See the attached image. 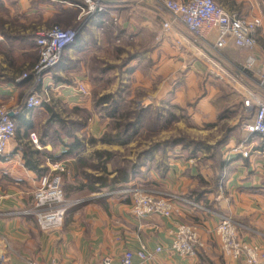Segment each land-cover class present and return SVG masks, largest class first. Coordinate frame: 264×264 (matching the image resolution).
<instances>
[{"label": "crops", "instance_id": "1", "mask_svg": "<svg viewBox=\"0 0 264 264\" xmlns=\"http://www.w3.org/2000/svg\"><path fill=\"white\" fill-rule=\"evenodd\" d=\"M214 1L229 14L260 18L251 53L257 68L263 71L264 0ZM99 2L103 10L83 14V0H0V106L13 112L15 124L13 137L0 154V264H50L53 260L58 264H100L105 256L118 261L124 251H135L141 245L150 252L162 248L142 264H244L242 257L229 263L218 254L215 227L223 214L242 227V241L263 254L264 171L256 166H264V140L248 138L240 128L235 138L229 136L226 146L243 143L248 155L223 154L218 161L196 160L195 153L188 157L177 153L168 158L165 153L161 164V153L154 149L145 157L138 174L131 176L125 170L126 181L120 182L118 169L111 168L108 161L103 163L100 155L103 142L115 144L113 140H102L103 123L98 117L88 127L83 125L96 151L84 152L79 134L69 136L59 129L62 120L57 112L62 108L90 109L91 98L77 91L79 84L100 89L112 78L115 82L111 87L118 89V95L143 89L148 98L142 107L150 106L152 97L156 103L153 106L161 109L168 70L175 73L187 69L193 77L202 79L207 74L217 82L202 64L203 56L218 60L243 85L256 89L249 73L236 72L248 51L234 46L231 40L215 51L214 32L204 41L174 25L185 38L177 42L172 31L162 33L161 22L168 16L164 9L142 0ZM57 17L66 28L75 30L73 43L64 49L59 64L41 83L34 84L31 74L16 81L37 61L34 30L40 24L55 23ZM102 52L121 53L122 59L107 61L114 67L106 66ZM32 87L45 91L48 100L27 110L25 100ZM236 95L241 121L244 108L241 96ZM206 102L207 96L199 100L207 108ZM32 132L36 144L30 137ZM56 157L67 163L62 176L64 196L73 194L71 197L79 200L71 204L59 228L42 230L27 210L33 207V193L51 172ZM103 176L110 178L106 187L116 189L107 197L99 193ZM131 186L171 194V216L133 217L130 194L123 191ZM180 223L194 225L200 234L204 246L196 257H184L169 249Z\"/></svg>", "mask_w": 264, "mask_h": 264}, {"label": "built area", "instance_id": "2", "mask_svg": "<svg viewBox=\"0 0 264 264\" xmlns=\"http://www.w3.org/2000/svg\"><path fill=\"white\" fill-rule=\"evenodd\" d=\"M100 0H83L84 7L81 8L83 14H91L95 11L103 10ZM152 3L155 8L164 9L167 18L161 22L162 33L172 31L177 37V42L184 41V36L178 32L174 25L184 27L190 34L202 40H206L210 32L215 33V41L212 48L215 51L222 49L231 40L234 46L246 49V55L241 68L236 71L239 74L245 72L252 77L256 89L246 87L240 79L227 71L222 64L211 57L203 56L201 62L208 68L214 76L226 81L242 98L244 108L240 128L248 138L258 137L264 140V70L261 71L256 66V58L251 53L256 40L255 34L261 25L258 17H240L227 13L214 0H142ZM76 32L71 28H61L52 26L49 29H39L34 32V43L37 48L38 58L32 65L29 73H23L16 81L24 79L29 74L32 76L34 84L41 83L45 76L49 77L61 59L64 49L71 45L75 39ZM77 91L88 96L89 91L79 84ZM48 100L45 91H37L34 87L29 91L24 107L33 110L42 106ZM4 108V107H3ZM0 108V154L12 139L15 132V124L11 111ZM32 141L36 144L35 133H30ZM239 143L230 147L226 156L240 154L243 157L248 155L244 147ZM65 161V160H64ZM63 161L54 160L51 172L45 177L42 184L34 191V204L28 214H33L42 230H52L59 228L66 213L64 194L61 188V179L55 171L63 170ZM122 191V190H121ZM130 194V212L133 217L141 219L150 215H158L168 218L172 214L173 196L169 193L147 192L136 186H131L123 190ZM238 223L229 215H219V221L215 227V235L219 243V249L224 257L237 260L243 258L244 264H264V253L256 246L249 245L240 239L238 233ZM202 239L194 225L178 224L172 234L170 251L184 257H196L202 248ZM161 247L150 252L144 245L137 250H126L118 261L105 256L100 264H142L149 260L153 253L160 252ZM137 258V261H135ZM1 260V256H0ZM31 264H39L31 262ZM50 264H58L53 260Z\"/></svg>", "mask_w": 264, "mask_h": 264}, {"label": "rangeland", "instance_id": "3", "mask_svg": "<svg viewBox=\"0 0 264 264\" xmlns=\"http://www.w3.org/2000/svg\"><path fill=\"white\" fill-rule=\"evenodd\" d=\"M46 24L48 23L40 24L34 32L39 29H49L52 26L66 28L64 21L58 17L55 23ZM101 57L102 63L114 67L113 62L109 64L107 61L117 60L122 55L115 52L112 54L102 52ZM237 68H241V66L238 65ZM206 69L208 74H211L207 67ZM187 71V69H182L171 73L168 70L165 81V103H161V109L153 106L156 103L152 97H150V106L147 108L142 107L148 98L146 94H143V89H134L133 92L131 90L129 93L125 92L118 95L116 93L118 89H112L111 87L115 82L111 78L110 81L108 80L100 85V89H88L91 98L90 109L65 107L58 111L57 113L62 120L60 126L58 125L59 129L66 131L69 136L79 134V138L84 140V152L85 150H95V143L90 142L92 136L88 134V129L83 125L88 127L90 121L94 117H98L103 123L102 137L116 138L113 139L115 145L109 146V144L103 142V148L99 149L110 152L107 163L111 168L118 169L120 173L126 170L128 174L131 173V176L139 173L140 166L145 162V157L154 149L157 153L159 151L161 153L159 154L161 164L165 153L168 158L177 153H182L185 157L195 153L196 160L218 161L223 154L226 156V153L231 149L226 146L229 136L233 139L235 135L240 133V106L237 92L234 89H229L230 85L220 77L211 74L217 79V82H215L210 78V75L206 74L207 72L200 79L193 77L191 73H186ZM108 78L110 77L108 76ZM155 90L151 89V92ZM104 95H108L109 98L107 102L100 104L98 98ZM205 96L208 97L209 101L206 102L208 104L207 108L202 107L199 103V100ZM114 104L115 116L110 117L107 111ZM0 108H3V106H0ZM102 140L106 139L102 138ZM104 159L105 156H103ZM60 161L66 163L64 160ZM89 165L93 166L92 164ZM256 167L264 171L263 165L257 164ZM108 177H105L107 185L110 184V178ZM113 188L114 186L104 187L103 190L98 192L107 197L116 190ZM72 195L65 194L64 196L65 203H67L66 211L72 206V203L79 200V198L71 197ZM30 209L32 210V207ZM27 212H29V209ZM241 229L242 227H238L239 236ZM203 246L204 243H202V248ZM218 254L229 263L234 260L224 257L221 249H218Z\"/></svg>", "mask_w": 264, "mask_h": 264}, {"label": "trees", "instance_id": "4", "mask_svg": "<svg viewBox=\"0 0 264 264\" xmlns=\"http://www.w3.org/2000/svg\"><path fill=\"white\" fill-rule=\"evenodd\" d=\"M109 96L108 95H104L103 97L101 98H98V102L101 104L103 102H107ZM77 109V108H75ZM108 113V116L110 117H114L115 116V104L113 105L112 108H110V110L107 111ZM102 138H105L106 140H113V139H116L115 137H108V136H103ZM77 144H78V140H76ZM101 156H105V159L103 160V163H105L108 159H109V155H110V152L108 151H105L103 150L102 153H100ZM54 160H58V158L56 157ZM61 160V159H60ZM67 170V163H63V170L62 171H55L54 174H57L60 179H61V188H62V191H63V184H62V179H63V175L64 173L66 172ZM119 181L120 182H123V181H126V177H127V174L125 172H122V173H119ZM101 186L106 187V179L105 177L103 176L102 180H101ZM65 216V215H64Z\"/></svg>", "mask_w": 264, "mask_h": 264}]
</instances>
